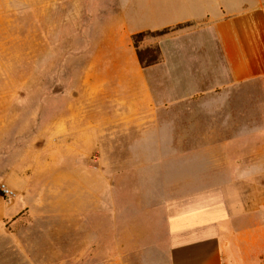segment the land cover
<instances>
[{"label":"rangeland","instance_id":"rangeland-1","mask_svg":"<svg viewBox=\"0 0 264 264\" xmlns=\"http://www.w3.org/2000/svg\"><path fill=\"white\" fill-rule=\"evenodd\" d=\"M62 4L0 0V264H169L175 203L222 187L261 202L264 167L236 164L264 163V137L236 138L233 120L206 124L196 97L179 106L177 128L168 108L129 130L69 136L82 150L65 149L60 125L81 95L75 42L97 30L99 13L95 4ZM130 7L154 9L143 0ZM131 25L161 26L146 17ZM257 113L261 125L264 105ZM244 176L258 183H232Z\"/></svg>","mask_w":264,"mask_h":264},{"label":"crops","instance_id":"crops-1","mask_svg":"<svg viewBox=\"0 0 264 264\" xmlns=\"http://www.w3.org/2000/svg\"><path fill=\"white\" fill-rule=\"evenodd\" d=\"M58 1L60 6L63 1L74 2L75 7L95 4L99 13L97 30L75 42L81 95L69 101L74 111L60 125L65 149L82 150L77 138L69 136L108 134L99 130L117 125L129 130L159 119L168 108L172 127L177 128L179 106L196 97L207 106L202 117L206 124L212 119L233 120L236 138L264 137V121L260 125L257 113L264 105L259 92L264 91L262 0H251L246 10L236 0H161V5L159 0H143L154 8L147 13L130 9L133 0ZM230 7L240 10L227 11ZM145 17L161 26L131 25ZM177 25L181 26L140 43L141 47L158 44L162 54L161 61L143 67L132 35ZM251 157L249 163L244 158L236 166L264 167ZM244 177L232 183H258ZM260 199L222 187L175 203L168 218L169 264L264 263L260 259L264 216L262 223L259 217L264 193Z\"/></svg>","mask_w":264,"mask_h":264},{"label":"trees","instance_id":"trees-1","mask_svg":"<svg viewBox=\"0 0 264 264\" xmlns=\"http://www.w3.org/2000/svg\"><path fill=\"white\" fill-rule=\"evenodd\" d=\"M180 26L181 25H177L175 27H165L159 30H144L132 35V40L136 48L140 64L143 67L161 61L162 54H161L160 46L158 44H152L146 47H141L140 43L147 37H159L169 33L170 31Z\"/></svg>","mask_w":264,"mask_h":264},{"label":"bare ground","instance_id":"bare-ground-1","mask_svg":"<svg viewBox=\"0 0 264 264\" xmlns=\"http://www.w3.org/2000/svg\"><path fill=\"white\" fill-rule=\"evenodd\" d=\"M41 173V172H40Z\"/></svg>","mask_w":264,"mask_h":264}]
</instances>
